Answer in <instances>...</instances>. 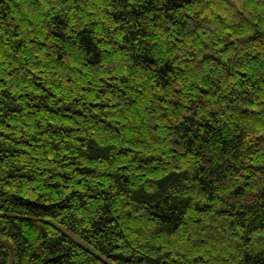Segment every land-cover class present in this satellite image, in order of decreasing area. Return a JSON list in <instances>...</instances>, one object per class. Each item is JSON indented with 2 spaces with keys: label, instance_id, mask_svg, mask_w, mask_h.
I'll use <instances>...</instances> for the list:
<instances>
[{
  "label": "trees",
  "instance_id": "16d2710c",
  "mask_svg": "<svg viewBox=\"0 0 264 264\" xmlns=\"http://www.w3.org/2000/svg\"><path fill=\"white\" fill-rule=\"evenodd\" d=\"M0 264H264V0H0Z\"/></svg>",
  "mask_w": 264,
  "mask_h": 264
}]
</instances>
